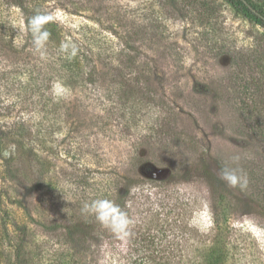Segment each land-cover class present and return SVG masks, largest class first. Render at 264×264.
<instances>
[{
  "label": "rangeland",
  "instance_id": "obj_1",
  "mask_svg": "<svg viewBox=\"0 0 264 264\" xmlns=\"http://www.w3.org/2000/svg\"><path fill=\"white\" fill-rule=\"evenodd\" d=\"M19 1L23 9L0 4L7 30L17 31L20 25L24 34L39 33L32 24L24 26L32 15L49 19L46 30L57 37L84 36L91 48L125 49L137 56L138 65L150 70L152 86L177 112L180 130L194 139V149L180 148V154L209 169L216 182L212 187L194 175L195 165H187L185 179L177 183L132 191L128 216L118 223L113 244L98 240L79 245L81 228L70 227L76 209L71 178L91 162L80 147L86 142L82 132L89 130L85 125L74 129L70 122L85 121L83 110L71 109L73 102L66 126L47 140L39 135L30 145L22 140L11 160L12 142L5 141L0 223L11 243L0 240V264H264V202L244 188L246 178L240 174L242 159L258 148L237 128L234 87L241 89V84L233 77L246 65L244 58L236 64L229 56L232 47L240 46L236 55L245 57L248 30H263L225 0H164L165 8L157 0ZM103 36L107 43L93 40ZM0 45L10 56L17 53L4 41ZM226 84L230 103L219 99ZM54 93L72 102L73 96L60 86ZM68 118L65 112L62 120ZM96 137L102 145L95 150L99 144H93L98 159L106 165L119 163L118 146H107V138L97 131L91 134V146ZM159 144L150 149L151 159L165 155ZM117 173L121 182L164 180L169 169L148 160L137 169L119 167Z\"/></svg>",
  "mask_w": 264,
  "mask_h": 264
},
{
  "label": "trees",
  "instance_id": "obj_2",
  "mask_svg": "<svg viewBox=\"0 0 264 264\" xmlns=\"http://www.w3.org/2000/svg\"><path fill=\"white\" fill-rule=\"evenodd\" d=\"M157 1L165 8L164 0ZM225 1L235 11L242 13L249 23L263 30L260 34L248 30L250 45L245 49V57L236 55L240 46L232 47L234 54L229 55L236 64L244 58L246 65L245 70L238 71L233 77L235 83L241 84V89L234 87L238 91V133L253 140L258 147L246 158L242 157L240 174L246 178L244 188L256 194L262 203L264 0ZM0 4L24 8L19 0H0ZM31 24L39 33L24 34L20 25L17 31H10L7 30L6 17L0 14V44L4 41L6 46L17 52L10 56L7 47L5 49L0 45V154L5 141L12 142L11 160L19 151L22 140L30 145L38 135L44 140L52 137L66 126L68 117H72L69 109L73 102L71 109L85 112L83 118L80 117L85 121L70 119L74 129L85 125L89 130L82 132L81 140L84 138L86 142L80 147H85L84 157L89 158L91 163L86 164L81 173H72L71 178L74 187L72 208L76 209L70 227L73 230L81 228L82 232L76 239L79 245H91L98 240L102 244H113L118 223L128 216L130 200L134 196L132 191H141L143 186L158 188L177 183L185 179L184 169L187 165H195L194 175L215 187L216 178L209 169L199 163H191L188 157L180 154L181 149H194V139L180 130L177 112L152 86L150 70L144 65H138L137 56L125 49L116 51L98 45L97 48H91L84 44L88 39L84 36L81 39L57 37L46 30L50 24L49 19L30 15L24 26L30 27ZM218 33L223 35L225 31L218 29ZM93 40L108 42L104 36L101 39L94 37ZM58 86L73 96L72 102L54 93V88ZM229 88L227 84L222 85L218 91L219 99L224 103H230L227 96ZM65 112L67 121L62 120ZM96 131L107 138L103 142L107 146H118L122 156L119 163L106 165L92 151L96 139L101 141L96 137L92 146L88 143L92 132ZM158 142L159 147L165 150V155L161 159H151L150 149L156 150L154 145ZM101 146L99 144L94 149L99 150ZM148 160L167 167L168 176L164 180L152 178L119 181L117 168L126 165L137 169ZM1 194L0 191V213L3 216ZM106 211L111 212L109 218L103 216ZM0 224V240L6 239L11 243L3 221ZM14 226L17 228V223Z\"/></svg>",
  "mask_w": 264,
  "mask_h": 264
}]
</instances>
